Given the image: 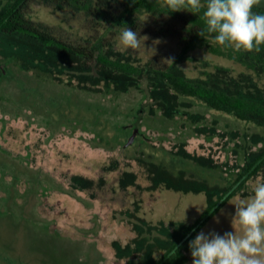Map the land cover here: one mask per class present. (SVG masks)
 Listing matches in <instances>:
<instances>
[{
	"label": "rangeland",
	"instance_id": "obj_1",
	"mask_svg": "<svg viewBox=\"0 0 264 264\" xmlns=\"http://www.w3.org/2000/svg\"><path fill=\"white\" fill-rule=\"evenodd\" d=\"M29 10L73 38L90 35L71 9L32 0ZM120 31L109 34L114 50L139 66L172 59L189 77L249 71L207 46L181 57L170 36L142 34L145 49L117 50ZM73 56L0 31V264H153L171 242L165 228L194 225L264 151V127L176 95L154 74L132 75L127 89L111 76L94 84V65ZM258 180L264 165L195 236L233 231L231 203ZM165 264H192L189 243Z\"/></svg>",
	"mask_w": 264,
	"mask_h": 264
},
{
	"label": "trees",
	"instance_id": "obj_2",
	"mask_svg": "<svg viewBox=\"0 0 264 264\" xmlns=\"http://www.w3.org/2000/svg\"><path fill=\"white\" fill-rule=\"evenodd\" d=\"M31 1L9 0L6 6L0 8V31L23 32L38 39L43 46L61 49L69 55H74L73 57L76 59L91 62L98 74L92 79L94 84L101 82L102 78L108 79L111 76L114 77V82L118 86L127 89L128 85L137 83L132 75L150 76L154 74L153 77L161 85H171L176 95L196 96L204 100L212 109L232 113L241 120L251 121L264 127V87L260 85L259 81L264 80V45H261L259 52L243 50L237 52L230 47L216 44L212 36L207 33L206 38L201 37L198 33L206 27L203 10L196 14L187 11L169 12L166 7L161 6L159 0H42L47 5L60 9L68 8L75 14L85 17L91 30L89 37L73 38L66 31L65 33L62 27L30 18L29 4ZM253 11L264 14V8L261 7L254 8ZM123 28H130L139 35L152 34L172 37L179 42L182 48L181 57L195 48L207 46L211 52L235 60L249 71L237 78L230 74L228 68L217 67L215 72L207 70L201 77H189L181 70L176 69L174 64L159 65L154 61H149L144 66H139L133 58H128L126 53L114 50L113 43L109 39V34ZM130 77V81L129 79L123 81V78ZM263 155L264 151L253 158L243 172L219 195V199ZM263 165L264 160L248 178L255 175ZM248 178L232 194L241 189ZM91 184L92 181L87 180L85 186L89 187ZM216 203L217 201L212 202L208 210ZM194 225L188 226L180 222H173L165 228L171 242L165 254L155 260L153 264H159ZM196 231L164 264L172 257L182 253L189 241L195 237Z\"/></svg>",
	"mask_w": 264,
	"mask_h": 264
},
{
	"label": "clouds",
	"instance_id": "obj_3",
	"mask_svg": "<svg viewBox=\"0 0 264 264\" xmlns=\"http://www.w3.org/2000/svg\"><path fill=\"white\" fill-rule=\"evenodd\" d=\"M169 12L203 10L206 27L198 34L212 36L214 42L235 51L261 50L264 45V14L254 8L262 0H159ZM147 36L123 28L118 36L117 50L145 49ZM169 64L173 63L168 59ZM253 194L239 199L232 217L233 231L223 235L215 231L199 232L189 242L192 264H264V181L258 180ZM218 222V221H217ZM176 252V249L174 250Z\"/></svg>",
	"mask_w": 264,
	"mask_h": 264
},
{
	"label": "water",
	"instance_id": "obj_4",
	"mask_svg": "<svg viewBox=\"0 0 264 264\" xmlns=\"http://www.w3.org/2000/svg\"><path fill=\"white\" fill-rule=\"evenodd\" d=\"M261 8H264V0H262ZM136 132L130 137L128 143H132ZM264 160V155L217 201V203L208 210L203 217L194 225V227L187 233V235L176 245V247L159 263L164 262L174 253V250L178 249L200 226L204 223L221 205L222 203L240 186V184L250 176V174L260 165Z\"/></svg>",
	"mask_w": 264,
	"mask_h": 264
},
{
	"label": "crops",
	"instance_id": "obj_5",
	"mask_svg": "<svg viewBox=\"0 0 264 264\" xmlns=\"http://www.w3.org/2000/svg\"><path fill=\"white\" fill-rule=\"evenodd\" d=\"M180 190H183L186 193L190 192V188H187V187H182ZM252 194H253V192L252 193L245 194V196H250Z\"/></svg>",
	"mask_w": 264,
	"mask_h": 264
}]
</instances>
